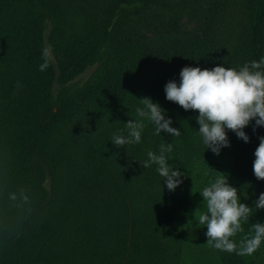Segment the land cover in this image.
I'll use <instances>...</instances> for the list:
<instances>
[{
  "label": "trees",
  "instance_id": "trees-1",
  "mask_svg": "<svg viewBox=\"0 0 264 264\" xmlns=\"http://www.w3.org/2000/svg\"><path fill=\"white\" fill-rule=\"evenodd\" d=\"M262 57L264 0H0V264L199 260L205 240L187 251L189 216L203 203L196 191L224 173L254 207L264 126L244 129L248 143L228 131L231 146L216 155L199 113L168 101L165 86L186 66L238 70ZM145 97L180 136L156 135L145 119L139 143L116 147L113 134L127 135ZM166 143L168 164L185 174L174 191L157 165L141 166ZM263 257L260 247L248 260Z\"/></svg>",
  "mask_w": 264,
  "mask_h": 264
},
{
  "label": "clouds",
  "instance_id": "clouds-1",
  "mask_svg": "<svg viewBox=\"0 0 264 264\" xmlns=\"http://www.w3.org/2000/svg\"><path fill=\"white\" fill-rule=\"evenodd\" d=\"M44 63L39 65L40 71L48 67L49 51L42 52ZM166 99L174 102L184 110L199 113L196 117L199 134L207 150L219 155L222 148L230 147L228 131L234 132L244 142L250 137L244 131L253 120L255 128L264 126V57L259 61L245 63L238 70L225 66L212 69L200 67H184L180 72L179 83L169 81L165 86ZM143 107L136 109L139 117L125 124L124 130L113 134L112 143L118 148L139 143L145 127L144 120L155 125V134L167 132L178 137L180 129L172 127L173 121L166 118L165 110L153 102L151 98L139 99ZM172 151V144L160 146L159 154L149 151L148 159L141 163L143 168L157 165L156 171L164 178L168 190L174 191L183 181L185 175L179 169H173L167 162L166 153ZM253 172L257 180L264 181V136L259 137V145L254 152ZM217 172V171H216ZM219 173V172H218ZM194 183V181H193ZM203 207L194 212V220L207 228L205 233L207 244L217 250L239 256H251L264 242V223L252 224L253 233L245 235L239 245L232 237L243 232L242 223H247L255 209H264V193L254 201V207L242 203L239 189L228 182V176L219 173L214 181H209L200 192ZM10 199H17V193H10ZM24 201L29 197L24 189L19 192Z\"/></svg>",
  "mask_w": 264,
  "mask_h": 264
},
{
  "label": "rangeland",
  "instance_id": "rangeland-1",
  "mask_svg": "<svg viewBox=\"0 0 264 264\" xmlns=\"http://www.w3.org/2000/svg\"><path fill=\"white\" fill-rule=\"evenodd\" d=\"M91 73H92V70H89L87 73H85L82 76V79L84 80V79L88 78V76ZM198 181H199L200 185H203L204 184V181L202 179H199ZM194 186H195V190H198V184H197V182H195V185ZM197 197L199 198V195H198V192L196 191V198ZM240 199H241V202L242 203H246L247 204V202H249V199H245V198H240ZM250 204L252 205L253 203L250 202ZM201 207H203V206H201ZM263 211H264V209H263ZM257 222L264 223V218L262 217V215H258V214L257 215H251L250 218H249V221L247 223H242L243 232L242 233L241 232H238L235 237H232V239L235 242H237V244L239 245V241L245 235H250V234L253 233V230H252V227L251 226H252V224H255ZM204 230H207V228L206 227L204 228V226L199 225L198 222L196 220H194V213L191 214L190 215V221H189V227L187 229V232L191 236V243L189 244V247L187 248L188 249L187 251L190 252L191 249H189V248L190 247H194L195 246V243L197 241L199 242V241L205 240L207 242V237L205 235H203L205 233ZM261 247H262L263 252H264V242H262ZM208 248H211L208 244L205 245V246H201V248L200 247L198 248V250H201V251H199V253H197L199 259L201 258L202 255H205L206 258H207V255L206 254H209L210 257H211V259H212V261H216L215 260V258H216L215 253H217V252L215 251V249H208ZM202 249H205L207 251L205 252ZM218 251H220V250H218ZM220 252H221V256L222 255L224 256V260L226 261L228 259L229 262L232 263V264H241L240 261L242 259L248 260L250 257H253V255H251V256H243L242 257V256L237 255L235 252H233V253H227V252H223V251H220ZM193 253H194V251L192 252V254ZM217 256H218L217 257V261L222 262L223 261V258L220 257L218 253H217ZM227 257H229V258H227ZM263 259H264V257H263ZM258 260L262 261V259H258ZM262 262L264 263V261H262Z\"/></svg>",
  "mask_w": 264,
  "mask_h": 264
},
{
  "label": "crops",
  "instance_id": "crops-1",
  "mask_svg": "<svg viewBox=\"0 0 264 264\" xmlns=\"http://www.w3.org/2000/svg\"><path fill=\"white\" fill-rule=\"evenodd\" d=\"M204 231H205V233L207 232V230H204ZM205 233L203 235H205ZM208 249H215V248L211 247V248H208ZM197 251H201V250H197ZM215 251L219 254L220 257L223 258L222 262L217 261V257L218 256H217V253L214 252L215 255H216V258H215L216 261H212L210 255L206 254L207 255V259H204V260H207V261L199 259V260H196V261L192 262V264H232V263L229 262L228 259L226 261L224 260V256L223 255L221 256V252L220 251H218L217 249H215ZM227 258H229V257H227ZM240 262H241V264H250V261L249 260H245V259H242ZM254 264H264V263L262 261H258L256 259V260H254Z\"/></svg>",
  "mask_w": 264,
  "mask_h": 264
}]
</instances>
